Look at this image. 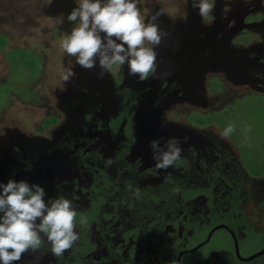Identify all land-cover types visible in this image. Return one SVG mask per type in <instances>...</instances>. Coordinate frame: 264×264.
Instances as JSON below:
<instances>
[{"label": "flooded vegetation", "instance_id": "obj_1", "mask_svg": "<svg viewBox=\"0 0 264 264\" xmlns=\"http://www.w3.org/2000/svg\"><path fill=\"white\" fill-rule=\"evenodd\" d=\"M179 2L173 17L152 5L148 19L163 13L162 42H174L186 83L172 69L148 108L140 104L152 97L151 74L140 81L125 64L101 78L72 56L63 69L76 75L51 91L53 105L0 109V183L40 184L46 200L64 196L77 210L71 249L56 257L43 237L16 264H264V143L251 152L240 128L222 138L227 126L209 118L264 96V0H210L207 18ZM156 53L157 63L167 54ZM199 93L203 105L181 100ZM171 137L182 141L181 158L157 169L150 142Z\"/></svg>", "mask_w": 264, "mask_h": 264}, {"label": "clouds", "instance_id": "obj_2", "mask_svg": "<svg viewBox=\"0 0 264 264\" xmlns=\"http://www.w3.org/2000/svg\"><path fill=\"white\" fill-rule=\"evenodd\" d=\"M138 4L139 0H79L67 16L76 26L63 40L62 48L75 57L80 67H98L101 78L127 64L130 76L147 80L157 68L155 48L168 33L158 23L162 12H156L145 23ZM191 6L198 9L202 18H207L214 7L210 0H191ZM75 75L72 69L61 71V79L66 83ZM234 131L235 126L230 123L221 137ZM181 142L177 137L167 139L163 145L159 140L150 142L157 169L167 170L176 165L183 152ZM105 163L111 165L112 160ZM46 196L43 186L24 179L0 183V264H16L24 253L39 250L43 237L56 257L79 240L73 202L64 196L47 200ZM168 264H183V260L173 258Z\"/></svg>", "mask_w": 264, "mask_h": 264}, {"label": "rangeland", "instance_id": "obj_3", "mask_svg": "<svg viewBox=\"0 0 264 264\" xmlns=\"http://www.w3.org/2000/svg\"><path fill=\"white\" fill-rule=\"evenodd\" d=\"M78 2L0 0V109H37L46 98L54 104L51 91L60 83L63 59L72 57L62 48L63 40L76 26L67 16ZM180 3L139 0L138 7L147 23L152 5L173 17ZM35 117L39 119L38 113ZM209 118L226 126L235 123V128H240L238 138L250 145L251 152L264 143V96L230 103Z\"/></svg>", "mask_w": 264, "mask_h": 264}, {"label": "water", "instance_id": "obj_4", "mask_svg": "<svg viewBox=\"0 0 264 264\" xmlns=\"http://www.w3.org/2000/svg\"><path fill=\"white\" fill-rule=\"evenodd\" d=\"M190 43V41H188ZM159 46H160V49H159ZM158 46V48H156V51L157 52H161L164 51L165 53L167 54H164V58L162 59L163 61L161 62H156L157 64V68H156V71L155 73L151 74L150 76V83L152 84L153 86V90L152 92L150 93L152 95L143 99L142 100V103L140 104L141 107H143V109L145 108H148V106H151L152 105V99L153 96H155V91L157 90L158 86L160 85V81L162 78L166 77V76H169L168 74H170V71L172 69H175V71L177 73L180 74V76L178 77V81L181 83V84H185L186 83V77L185 75L188 74V71H187V67L184 66L183 63H179V64H176L173 62V59H171L170 57V52H172V48L174 46V42L168 40V41H161L160 45ZM180 46L182 48L185 47V49L187 48V39L183 38V40L181 41V44ZM186 51V50H185ZM209 56H207L206 58H208ZM168 58V59H167ZM180 70V71H177ZM207 69H213L212 66H210L208 63L205 65V68L204 70H207ZM225 73L227 74V76L230 78V75L229 74H232L233 71L231 70H226L225 68ZM190 86V85H189ZM194 97L196 98L195 100ZM203 97H202V93H199L198 95H195V96H192V95H187L185 96L184 98H182L181 100H185V101H188V102H194L195 104H198V105H203L204 103H200V100H202ZM176 100L174 99H168V101L166 103H164L159 109H162L163 107H168L170 103H173L175 102Z\"/></svg>", "mask_w": 264, "mask_h": 264}]
</instances>
